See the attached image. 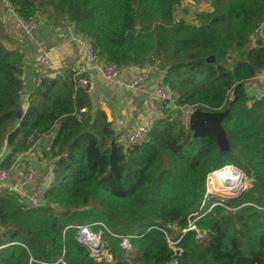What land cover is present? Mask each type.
I'll return each mask as SVG.
<instances>
[{
	"label": "trees",
	"instance_id": "1",
	"mask_svg": "<svg viewBox=\"0 0 264 264\" xmlns=\"http://www.w3.org/2000/svg\"><path fill=\"white\" fill-rule=\"evenodd\" d=\"M182 1L10 0L23 22L41 16L52 27L70 24L96 63L157 67L177 109H228L222 125L232 154L194 139L169 110L142 143L121 144L104 113L92 109L89 87H76L72 64L63 77L32 87L16 119L24 59L0 35V149H9L0 170L9 171L36 135L52 162L39 208L0 188V264H264V95L246 91L264 72V42L251 44L264 0H209L198 26L174 20ZM225 166L251 186L235 199L205 198L207 177ZM78 227L101 232L111 263L78 243ZM197 231L205 238L196 239Z\"/></svg>",
	"mask_w": 264,
	"mask_h": 264
},
{
	"label": "crops",
	"instance_id": "2",
	"mask_svg": "<svg viewBox=\"0 0 264 264\" xmlns=\"http://www.w3.org/2000/svg\"><path fill=\"white\" fill-rule=\"evenodd\" d=\"M36 21H38L37 31L32 37H26L13 25L11 18L0 12V35L4 37L9 50L20 52L24 59L22 81L24 94L27 95L40 74L37 60L42 53L50 57L55 68L62 64L73 65L83 59L86 53L78 39L72 40L73 31H68L72 29L70 24L65 23L64 27L59 28L49 26L43 17H37ZM156 72L151 67L122 69L119 82L124 85L135 82L139 77L142 78L132 88L119 85V82L105 81L97 70L90 73L88 94L92 109L104 113L107 122L117 134L118 142L123 145H126L125 139L131 129L142 124L152 126L154 119L162 114L163 110L155 96L156 90L162 86L161 79L157 81ZM249 90L246 86L247 93ZM251 92L255 94L256 89ZM46 146L45 138H40L32 152L19 155L10 168L7 181L0 184V187L10 190L19 187L27 172L35 169L38 173L37 186L47 188L50 183L49 171L52 162L43 158ZM8 153L9 149L6 146L0 149V164ZM26 191L24 198L30 195V192L28 194Z\"/></svg>",
	"mask_w": 264,
	"mask_h": 264
},
{
	"label": "built area",
	"instance_id": "3",
	"mask_svg": "<svg viewBox=\"0 0 264 264\" xmlns=\"http://www.w3.org/2000/svg\"><path fill=\"white\" fill-rule=\"evenodd\" d=\"M0 12L6 14L11 20L14 22L13 25L19 30V32H22L24 36L26 37H32L34 33L37 31L38 28V22L36 20H32L30 22H23L21 21L16 13L14 12L12 5L10 3V0H0ZM264 26V23H262L258 27V32L264 33L262 30V27ZM72 40L78 39L80 43H82L84 49H85V56L83 59L78 61L77 63L71 65L70 72L72 73V78L75 82V85L77 88L85 89L89 87V78L91 71L97 70L101 73L103 79L107 82H119L122 69L117 68L114 65L111 64H99L96 63L92 51L90 50V46L88 42L82 38L81 36L77 34H72ZM37 67L40 71L39 76L37 77L34 87H37L39 85V82L43 78H55V77H63L64 72L67 70V65L62 64L61 66L55 68L53 62L51 61L50 57L42 53L37 60ZM154 69H157V67H154ZM262 75V76H260ZM260 76V77H259ZM259 79L264 80V72L258 75ZM141 77L137 78L135 82L131 84L124 85L119 82V85L127 86L129 88L134 87L137 82L141 81ZM155 96L157 100L160 103V107L162 110H168V109H175L176 108V97H172L169 92L163 87L160 86L156 92ZM151 130L150 124H145L143 126H138L135 128L125 139L126 145H137L144 141L146 135ZM37 140L35 143L31 146V148L25 153H30L35 148V146L38 143L39 138L36 135ZM226 167V166H225ZM224 167V168H225ZM222 168V169H224ZM220 169V170H222ZM219 171V170H218ZM9 171H2L0 170V184H4L9 176ZM213 174V173H212ZM211 175V174H210ZM208 178L206 179V195L205 198L209 196V188H208ZM38 180V173L35 169H30L27 174L24 176L22 180V184L19 187H15L11 189L14 193L17 195H20V190L22 188L31 189L30 195L26 197V202L23 203L31 208V209H37L40 206H42L43 203V195L46 190V187L43 186H37ZM195 230L194 227L191 228V230ZM77 241L82 246H84L91 257L101 258L104 254L105 245L100 241V239L90 231L89 228H77ZM205 235L201 234L197 231V237L196 239H204ZM98 242L97 246H92V242L96 241ZM103 245V246H101ZM125 244H123V247L125 248ZM100 261V260H99Z\"/></svg>",
	"mask_w": 264,
	"mask_h": 264
},
{
	"label": "rangeland",
	"instance_id": "4",
	"mask_svg": "<svg viewBox=\"0 0 264 264\" xmlns=\"http://www.w3.org/2000/svg\"><path fill=\"white\" fill-rule=\"evenodd\" d=\"M211 9H210V3H209V0H183L179 5H176L174 7V10H173V18L176 22H179V21H182L184 22L185 24H188V25H194V26H198V22H197V19H196V16L201 14V13H204V12H209ZM39 18L41 16H38ZM38 22V21H37ZM65 26V23H63V25L61 27H64ZM60 28V27H59ZM262 30L264 32V26L262 27ZM69 32L70 31H73V29H70L68 30ZM72 34H76L74 31ZM257 36H255L254 38H252V45L253 43L256 41V38H260L262 39V41L264 42V33H260L257 31ZM154 69V68H153ZM157 72V81L159 82L160 79H161V74L160 72L155 69ZM262 76V75H260ZM259 76V77H260ZM259 77L257 76L256 78L253 79L252 82L248 83L246 86L250 89L249 92L247 93L248 96L250 98H260L264 95V80L262 79H259ZM259 88H261V90H259ZM255 90L256 89V92L255 94H253L251 91L252 90ZM251 93V94H250ZM169 111H178L179 114H180V120L181 122L187 127V120H188V117L189 115L193 112L192 109H189V108H180V109H168ZM161 116V115H160ZM143 126V124H142ZM137 126H135L133 129H131L129 132H128V135L135 129L137 128ZM140 127V125H139ZM127 135V136H128ZM126 136V137H127ZM238 173H240V171L236 170ZM217 173V172H216ZM222 173V172H221ZM224 173V172H223ZM218 174V173H217ZM241 174V173H240ZM216 175V174H215ZM233 176L235 179H237L234 175H231ZM50 178V177H49ZM238 180V179H237ZM239 182V180H238ZM22 184V183H21ZM21 186V185H20ZM239 186H240V183H239ZM251 186V181L246 177V181L243 179V188L245 187H250ZM1 188V187H0ZM208 188H209V196L211 195H214L216 196L217 198L218 197H221V196H229V194L226 192L225 194H220L218 192V190L215 188V185L214 183L210 180V178H208ZM24 191H26V189L22 188L20 190V195L19 197L22 198V200L24 202H26V198H24L26 195L24 194ZM31 191V189H28L26 192H29ZM208 196V198H209ZM91 231V230H90ZM92 232V231H91ZM94 233L99 239L100 241L103 243L102 241V238H101V232L100 231H97V232H92ZM97 242V240H96ZM125 243V242H124ZM126 248V247H125ZM104 255L101 257V258H98L97 261H104L106 263H111V259L110 257L107 255V252L105 251L103 253ZM133 250L128 248L127 247V253H126V257L127 259L131 260L133 258Z\"/></svg>",
	"mask_w": 264,
	"mask_h": 264
},
{
	"label": "water",
	"instance_id": "5",
	"mask_svg": "<svg viewBox=\"0 0 264 264\" xmlns=\"http://www.w3.org/2000/svg\"><path fill=\"white\" fill-rule=\"evenodd\" d=\"M213 61L214 59L212 57L207 59L208 63H212ZM27 99H28L27 94H22L19 96V104L15 108L16 119H20L22 115L27 111L28 109ZM228 116H229L228 109L218 113H211V112L195 109L188 117L187 128L189 132L192 134V137L194 139L206 138L209 141L213 142V144L217 148V151L220 154H232L230 143L227 139L226 131L222 125L224 119H226ZM85 132L87 131H82L79 136H81ZM247 189L248 187L241 189L234 196H221L218 198L221 200L235 199L239 197ZM92 258L97 261L96 257H92Z\"/></svg>",
	"mask_w": 264,
	"mask_h": 264
},
{
	"label": "bare ground",
	"instance_id": "6",
	"mask_svg": "<svg viewBox=\"0 0 264 264\" xmlns=\"http://www.w3.org/2000/svg\"><path fill=\"white\" fill-rule=\"evenodd\" d=\"M226 168H228V166H226L224 169H226ZM234 171H235V169H234ZM216 172L209 175V178L214 183L215 188L218 190V192L221 195L225 194L227 192L229 194V196H234V195H236L237 192H239L241 189H243V179H244L243 174H240L237 171H235V173L239 177V182H238L237 179H235L233 176H231L232 174L224 172L223 169L216 171ZM239 183H240V186H239ZM97 244H98V242H96V241L92 242V246H97Z\"/></svg>",
	"mask_w": 264,
	"mask_h": 264
}]
</instances>
